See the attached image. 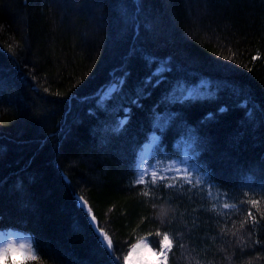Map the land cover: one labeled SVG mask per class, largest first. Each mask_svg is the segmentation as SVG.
I'll return each mask as SVG.
<instances>
[{"label": "trees", "instance_id": "obj_1", "mask_svg": "<svg viewBox=\"0 0 264 264\" xmlns=\"http://www.w3.org/2000/svg\"><path fill=\"white\" fill-rule=\"evenodd\" d=\"M152 136L203 180L138 184ZM163 233L169 264H264V0H0V235L38 257L0 264H126Z\"/></svg>", "mask_w": 264, "mask_h": 264}, {"label": "snow or ice", "instance_id": "obj_2", "mask_svg": "<svg viewBox=\"0 0 264 264\" xmlns=\"http://www.w3.org/2000/svg\"><path fill=\"white\" fill-rule=\"evenodd\" d=\"M158 79H159V76H156V77L150 76L149 78H146L145 83H148L149 87H151L153 85V83ZM118 88H119V82H117L116 85H113L111 87V91L114 93L118 90ZM98 99H101L102 102H106L107 99H111V96L109 95L108 90H105V92H103L101 94V97ZM244 110L247 111V108H245ZM227 111H228V109L226 107L221 106L220 108L217 109L216 113L207 114L206 117L204 118V122L206 123V122L214 119L217 114L223 115ZM126 120H127V115L125 116V118L123 120L118 122L115 130L119 131L122 128V126L126 123ZM151 143L152 144L156 143V137L155 136L151 137ZM157 151H158V149H157ZM194 155H195V153L193 152L192 156H194ZM192 156L186 154L183 159L177 158L173 162V164L169 166V170L170 171L172 169L180 170L177 168V166L178 165H184V168H183L184 172H186L188 174L198 175V176H200L201 180H203L202 170L200 168H198L195 163L191 162ZM149 166H151V161H149ZM143 174H144V170L142 169L140 171V176H143ZM151 175H152V177H155L157 175V172L153 171L151 173ZM189 182H191V181H189ZM137 183L138 184L143 183V180L138 179ZM145 195H147V193H145ZM76 203L78 204V207L80 208V210L84 211L85 205L83 202H81V198L77 197ZM253 203H255V201H253ZM224 207L227 208L228 205L225 204ZM85 216L87 217V212H85ZM95 219H96V217L93 215L87 220V222L90 226H92L93 230L96 232V235L99 239L100 244L103 245L105 250L110 251L113 248V242L111 239L108 238V234L104 233L102 229L99 231L96 230V226L93 224V221H95ZM157 235H161V234L157 233ZM104 241H107V243L105 244ZM171 246H172V239H170V237L167 233H163L162 234V240H160L158 242L159 250L158 251H152V249H150V248L147 249V251L151 253V256L155 257L154 260H147L144 257L140 256L137 258L136 261H133L132 257L136 254L137 248L139 247L137 245H134L133 251L130 252L128 254V256H125L123 259H124V261L127 262V264H168L167 253L171 249ZM21 248H23V246H21ZM16 251H19V249L13 248L11 246L9 248L0 250V260H8L9 253L10 252H16ZM25 255L28 258V260L33 261V262L37 261V259H38L37 255H32L31 252L25 253ZM11 264H16V262L11 261ZM113 264H120V261L118 259L114 260Z\"/></svg>", "mask_w": 264, "mask_h": 264}, {"label": "rangeland", "instance_id": "obj_3", "mask_svg": "<svg viewBox=\"0 0 264 264\" xmlns=\"http://www.w3.org/2000/svg\"><path fill=\"white\" fill-rule=\"evenodd\" d=\"M108 92H112L111 89H108ZM153 147H154V144L150 143L146 147L147 149L145 148L146 151H143L141 153V160H142L141 170L142 169L144 170V174H143V176H141V179L143 181L147 180V178L160 179V180L162 178H165V179H170L171 182H175L177 180H180V179L182 180L184 178H187V180H191V179L194 178L195 174H188V173L183 171L184 165H178L177 166V168L180 169V170L172 169L171 171L169 170V166H170L169 164L168 165H162L164 163L160 164L159 161H156L154 164H151V166H149V160H150L149 158H150L151 150H152ZM159 164L161 165V167H160ZM153 171L157 172V175L155 177H152V175H151V173ZM197 177L199 178L200 176L197 175ZM203 177H204V174H203ZM81 202H83L84 205L87 207V209L90 210L89 206H87V204L84 202L83 199H81ZM227 205H228V207L226 209H230L231 206L229 204H227ZM90 215L93 216V213L91 212ZM93 224H95V226H97V220L96 219H95V221H93ZM28 238L30 239V236H28V235H22L21 236L19 234H12V235H9V236H1L0 235V250L9 248L11 246L13 248L19 249V251L12 252V254L15 255V256H18V255L21 256V255H23L25 253H28V252L32 253L31 250L26 249L27 245L29 246ZM30 241H31V239H30ZM104 243H107V241H104ZM134 245H137L139 247L137 248L136 254L132 257L133 261H136L137 258L140 257V256L144 257L147 260H154L155 257H152L151 253L148 252L147 249L150 248V249H152V251H158L159 250V249L156 250L152 246V244H151V242L149 241L148 238H142V239L138 240L136 243H134L130 247V249L127 252L126 256H128V254L133 251V246ZM21 246H23V248H21ZM171 248H172V246H171ZM170 253H171V249L167 253V255H168V264H169V261H170ZM186 254H187V252H186ZM182 259L187 260V263L185 262V264H191L189 258H186L185 256H182ZM125 263L127 264L126 261H125Z\"/></svg>", "mask_w": 264, "mask_h": 264}, {"label": "bare ground", "instance_id": "obj_4", "mask_svg": "<svg viewBox=\"0 0 264 264\" xmlns=\"http://www.w3.org/2000/svg\"><path fill=\"white\" fill-rule=\"evenodd\" d=\"M193 90H188L186 93H185V96L186 97H191V96H193ZM146 238V237H145Z\"/></svg>", "mask_w": 264, "mask_h": 264}]
</instances>
